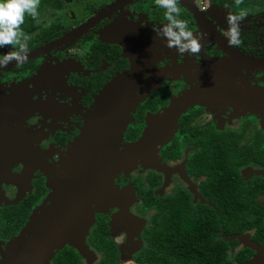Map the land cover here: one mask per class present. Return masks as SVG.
Wrapping results in <instances>:
<instances>
[{"label":"flooded vegetation","instance_id":"obj_1","mask_svg":"<svg viewBox=\"0 0 264 264\" xmlns=\"http://www.w3.org/2000/svg\"><path fill=\"white\" fill-rule=\"evenodd\" d=\"M76 1L83 2L82 6ZM116 2L107 0L92 9L87 0H59L56 6L39 9L43 3L39 0L23 20L10 14L6 21L7 30L0 36V259L8 240L48 193L44 171L57 165L104 84L117 73L129 71L133 63L140 68L136 83L142 98L127 115L121 137L124 142L131 141L146 127L147 114L161 112L173 101L176 92L169 88V81L188 86L184 76L190 73L179 65L190 61L197 71L205 56L228 59L229 68L224 70L228 85L217 81L207 86L213 98L202 93L198 102L187 105L168 140L158 146L157 164L137 165L126 175L113 177L118 189L127 186L132 192L124 210L132 220L133 238L123 251L131 252L134 264H168L174 261L168 249L185 258L188 249L176 234L177 228L182 229L188 241L178 218L183 214L202 220L193 239L204 245L199 255L208 264L219 260L221 247L230 264H264V126L258 115L262 103L250 92L243 94L245 88H264V69L239 64L228 56L180 0H128L106 10ZM134 2L137 6L125 11ZM189 2L235 52L264 59V0L212 2L217 10L228 9L232 17L227 24L230 38L220 22L210 21L208 8L197 6L194 0ZM82 7L88 14L79 17L76 10ZM94 17L90 26L59 45L7 63L13 56L40 48ZM168 22L184 29L193 24L209 42L201 52L177 49L186 31H171ZM171 38L178 43L169 46ZM11 43L14 45L9 47ZM41 71L44 74L40 77ZM191 75L198 76L196 72ZM206 99L217 103H207ZM248 99L258 105L247 109L242 102ZM222 157L229 159L226 161L235 173L221 174ZM238 199H243L239 208L235 207ZM25 205L29 210L17 227L15 221ZM119 210L108 206L94 214L92 224L98 219L106 224L105 237L117 249L114 264L123 252L119 246L124 235H119L118 244L110 238V227L119 224L115 223Z\"/></svg>","mask_w":264,"mask_h":264},{"label":"water","instance_id":"obj_2","mask_svg":"<svg viewBox=\"0 0 264 264\" xmlns=\"http://www.w3.org/2000/svg\"><path fill=\"white\" fill-rule=\"evenodd\" d=\"M126 1L117 0L106 10ZM180 1L228 56L239 64L264 69V59L235 52L193 9L189 0ZM95 19L91 18L40 48L13 56L7 63L25 60L57 46L90 26ZM139 71L137 63H133L129 71L117 73L96 93L92 105L83 116L79 132L68 143L57 166L47 174L45 184L48 193L32 208L17 234L8 240L1 264L8 258L11 264H48L54 252L64 245L77 250L79 247L85 248L83 238L94 222V214L108 206L120 208L115 219L123 218L128 224L132 222L124 210L132 192L127 186L118 189L113 177L117 173H126L138 162L153 167L157 145L168 139L171 127L175 126L177 117L183 112L182 107L168 106L159 115L145 119L146 128L135 140L122 142V131L129 120L127 115L142 98L136 83Z\"/></svg>","mask_w":264,"mask_h":264},{"label":"rangeland","instance_id":"obj_3","mask_svg":"<svg viewBox=\"0 0 264 264\" xmlns=\"http://www.w3.org/2000/svg\"><path fill=\"white\" fill-rule=\"evenodd\" d=\"M39 0H27L25 2V4L23 5V8L21 9V11L16 15L18 17H20L21 20H23L24 17L29 16L32 11L34 10L36 3ZM105 1L107 0H87V2L92 6V9H97L99 8ZM197 6H204L206 8H208V16L210 18V21L213 23L218 24L219 22L222 24V29L224 30V34H226V37L230 38L231 34L230 31L227 27V24L231 23L232 17L231 15L227 14L228 13V9L227 10H221L216 8V6H214V4L212 3L213 0H194ZM78 2L77 5H81L83 4V2L81 1H76ZM135 3V4H134ZM131 3L130 5H128V7L125 9L126 10H130V8L133 10L134 6L136 5V2ZM134 4V5H133ZM80 7V6H79ZM83 10H85L84 7H82V9H78L76 10V12L78 13L79 17H81L82 15H87V12H82ZM218 11L220 13H218ZM122 12V11H121ZM143 12V11H142ZM81 14V15H80ZM170 16V13H168V18ZM233 16V15H232ZM10 14L8 13L7 9H6V4L0 0V36L5 32V30H7L6 27V21L9 19ZM77 17V18H79ZM186 20V19H185ZM73 21H77L76 19H74ZM191 28H183V26H180L178 28L176 24L171 25L168 22V27H170L171 31H175L176 29L179 30L181 33L186 31L185 36L182 39L181 43H178L177 41H175L176 39L171 38V40H169L171 43H168L169 46H173L172 42L174 43H178L179 47H177V49H182V51L184 52H194V51H202L203 48L202 46H204V44L206 45L209 41L207 40V37L201 32L199 31L193 24L188 25ZM169 30V28H168ZM180 34V33H178ZM14 45V43H11L9 47H12ZM200 51V52H201ZM212 57H205L203 56V65L199 68V70H194L193 71V64L189 61V62H182L179 67L182 70H187L190 75H187V77L184 76V78L188 81V86L186 84H183L181 82L175 81L173 84L171 83V81L168 82V86L169 88H171L173 91H175L176 93L173 95L174 97H172V102L169 105L170 107H182V110L184 111L185 108L187 107V105H190L192 103H196L199 101V96L202 95V93L205 94H209L210 98H213V94L212 91H210L209 87H212L214 83H216L217 81H220L222 86H226L228 85V80H229V76H228V72L224 71L226 68L228 67V59H223V58H215V59H211ZM199 63V62H197ZM199 67L196 65V68ZM227 70V69H226ZM230 72V70H228ZM197 73L198 76H194L191 75V73ZM203 74V75H202ZM191 76V78H190ZM226 84V85H225ZM209 86V87H207ZM186 88L187 91L181 93V89ZM208 91L207 92H202L201 90L206 89ZM190 89V90H188ZM243 94L245 95L246 93H252L253 95L256 96V99H258V101L260 103H262V108H259V112L258 115L261 116V122L262 125L263 121H264V88H245L243 90ZM182 94H185L183 98H181ZM204 94V95H205ZM198 99V100H197ZM207 100V99H206ZM185 102V103H184ZM207 103H213L216 104L217 102H213V100L209 101H205ZM229 102V101H228ZM223 104V102H221ZM244 105L246 106L247 109L250 108L251 105H258L255 101H250L245 100L244 102H242ZM203 105H208L206 103H203ZM210 107H213V105H209ZM208 106V107H209ZM207 107V106H206ZM200 122L199 120H195ZM173 127H171L172 129ZM66 150V149H65ZM64 150V151H65ZM63 151V152H64ZM65 153V152H64ZM60 159V158H59ZM164 168H166L165 165H162ZM162 167V168H163ZM118 209V208H117ZM116 209V210H117ZM126 210V209H125ZM120 212V210H119ZM127 213V211H126ZM128 215V214H127ZM118 220L115 223H119L116 224V226H112L111 228V232H110V238H113L114 242L116 244H118L120 241L122 242V244H120V249L121 251H123V249L125 251L130 240H132L133 236H132V231H131V223L128 224V221L126 220H121V219H115ZM121 222H124L125 224H121ZM112 224V222H111ZM92 226H89L87 229L86 234L84 235L83 238V243L86 245L85 248H81L79 247L78 250H81L80 253L78 252L77 248H74L75 251L78 252L79 257H80V262L81 264H94L100 257V254L96 251L93 250V248H91L87 242H86V238L90 232ZM119 235L122 236L124 235L123 239H120V241H118ZM124 245V246H123ZM7 247H5L6 249ZM2 259H0V264H1ZM9 261V258L7 259L6 262H4V264H11ZM49 264V262H48ZM117 264H134L133 262V258H132V254L131 252H127L124 253L121 252L120 254V258L117 260Z\"/></svg>","mask_w":264,"mask_h":264},{"label":"trees","instance_id":"obj_4","mask_svg":"<svg viewBox=\"0 0 264 264\" xmlns=\"http://www.w3.org/2000/svg\"><path fill=\"white\" fill-rule=\"evenodd\" d=\"M1 1H3L6 4V8L9 14L17 15L21 11L23 5L27 0H1ZM42 1H43L42 5H38L37 8L40 9L42 6H56L59 3V0H41V2ZM214 1L215 0H213V2ZM181 120L182 119L179 118L178 121L181 122ZM225 154H228V152H225ZM226 159L223 157L221 158V169H222L221 174L223 175V174L235 173V168H232L227 163V161L229 162V159L227 161ZM236 202H237L236 205L234 203L231 204L235 205V207L238 208L243 205V199H238L236 200ZM28 210H29L28 205H25L22 210L23 212L21 211L19 214V216L21 217L19 218L17 217L15 221L17 227L21 225V223L24 221L25 215L27 214ZM178 218H179V222L183 224L182 228L185 229L188 233V241L184 239L182 234V229L179 230L180 228H177L178 231H176V234L181 235V236L177 235L178 240L181 243L183 242L185 247L188 249V253L187 256L184 258L182 256L177 255L174 251L168 249V252H171L170 254L171 258H173L174 260L168 262V264H208L199 255V253H201L202 250L204 249V245L201 244L197 239H193V237L196 234L195 229H197L198 225L202 222V220L199 218V216H191V215H183V214H179ZM16 224H14L11 233H14ZM107 231L108 230L106 224L101 219H98L91 227L90 232L86 238L87 244L90 247H92L94 250L100 252V258L94 264L115 263L117 257V249L114 246L113 242L105 237ZM176 234L174 233V235ZM52 264H81V262L77 252L72 247L64 245L54 252L52 258ZM214 264H230L228 261H225L224 259L223 247L220 248L219 260H217Z\"/></svg>","mask_w":264,"mask_h":264},{"label":"crops","instance_id":"obj_5","mask_svg":"<svg viewBox=\"0 0 264 264\" xmlns=\"http://www.w3.org/2000/svg\"><path fill=\"white\" fill-rule=\"evenodd\" d=\"M113 41H118V40L115 39V38H113ZM44 71H46V70H44ZM42 74H44V73L41 71V72L39 73L40 77H41ZM93 100H94V98H93ZM92 102H93V101H92ZM165 108H166V107H165ZM165 108H163V110H164ZM163 110H162L161 112H158V113H152V114L149 113V114H147V115H146V119L149 118L150 116H153V115H154V116L159 115L160 113L163 112ZM126 123H127V122H126ZM124 128H125V127H124ZM145 128H146V127H145ZM143 130H144V129H143ZM142 132H143V131H142ZM142 132H141V133H142ZM141 133H140V135H141ZM170 134H171V133H170ZM170 134H169V136H170ZM140 135H139V136H140ZM121 139H122V138H121ZM167 140H168V139H166V141H167ZM166 141H164V142H166ZM122 142H124V141H122ZM126 142H128V141H126ZM164 142H163V143H164ZM161 144H162V143H161ZM161 144H160V145H161ZM160 145H157V148H158V146H160ZM157 162H158V159H157V156H156L155 161L153 162L154 165L157 164ZM57 163H58V162H57ZM137 165H140L141 167H152V166H150L149 164H147V165H142L141 163L138 162V163L135 164V166H134L133 168L129 169L128 171L134 169ZM56 166H57V165H55V166H50V168H49L47 171H44V176H45V178L47 177V174L49 173V171L51 170V168H55ZM128 171H127V172H128ZM127 172H126V173H127ZM126 173H124V175H126ZM117 174H118V173H117ZM122 174H123V173H122ZM124 207H125V205H124ZM6 244H7V243H6Z\"/></svg>","mask_w":264,"mask_h":264},{"label":"built area","instance_id":"obj_6","mask_svg":"<svg viewBox=\"0 0 264 264\" xmlns=\"http://www.w3.org/2000/svg\"><path fill=\"white\" fill-rule=\"evenodd\" d=\"M200 7H202V6H200Z\"/></svg>","mask_w":264,"mask_h":264}]
</instances>
